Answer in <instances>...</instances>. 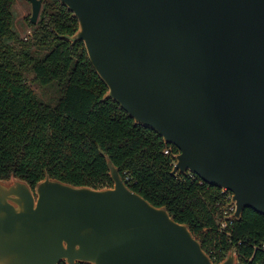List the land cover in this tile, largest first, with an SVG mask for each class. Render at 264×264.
<instances>
[{
    "label": "water",
    "instance_id": "1",
    "mask_svg": "<svg viewBox=\"0 0 264 264\" xmlns=\"http://www.w3.org/2000/svg\"><path fill=\"white\" fill-rule=\"evenodd\" d=\"M57 1L103 100L178 150L171 175L231 193L235 221L264 216V0ZM28 2L36 24L42 0ZM104 157L110 188L0 179V264H214ZM217 264H236V249Z\"/></svg>",
    "mask_w": 264,
    "mask_h": 264
},
{
    "label": "trees",
    "instance_id": "2",
    "mask_svg": "<svg viewBox=\"0 0 264 264\" xmlns=\"http://www.w3.org/2000/svg\"><path fill=\"white\" fill-rule=\"evenodd\" d=\"M14 1L0 0V179L13 172L32 188L46 175L76 187L110 188L106 155L132 191L187 225L208 256H226L234 247L250 255L264 240V216L245 209L231 238L218 235L213 209L224 194L190 173L171 175L178 150L103 100L107 87L83 43L65 38L78 30L72 13L57 0H42L37 23L28 22L32 43L18 41L17 50L10 44L17 40ZM32 48L45 52L38 57ZM15 62L30 68L38 85H55V105L35 95Z\"/></svg>",
    "mask_w": 264,
    "mask_h": 264
},
{
    "label": "rangeland",
    "instance_id": "3",
    "mask_svg": "<svg viewBox=\"0 0 264 264\" xmlns=\"http://www.w3.org/2000/svg\"><path fill=\"white\" fill-rule=\"evenodd\" d=\"M12 12L14 16V30L17 35V40L15 42H10V44H12L17 50H19L21 48V45L18 43V41H22L23 43L29 42L30 44L33 40V29L28 24L29 18L31 16V5L28 0H15L12 7ZM31 52L35 56L39 57L44 54L45 51L39 50L37 48H32ZM15 63L16 66L21 70L27 84L31 87L35 95L46 104L55 105L59 97L55 85H49L46 87L38 85L34 82V76L30 68L25 66H22L21 68L18 62Z\"/></svg>",
    "mask_w": 264,
    "mask_h": 264
},
{
    "label": "built area",
    "instance_id": "4",
    "mask_svg": "<svg viewBox=\"0 0 264 264\" xmlns=\"http://www.w3.org/2000/svg\"><path fill=\"white\" fill-rule=\"evenodd\" d=\"M164 154H167V151H164ZM221 193L223 192L221 191ZM223 194L222 201L216 202L213 209L214 230L218 235L229 239L232 235V224L235 222L233 218L235 206L231 201V193L225 192ZM217 254L218 252L216 253L215 251L210 252L209 258L214 264L220 263L225 259V256ZM236 264H264V240L252 247L250 255L238 252L236 249Z\"/></svg>",
    "mask_w": 264,
    "mask_h": 264
}]
</instances>
